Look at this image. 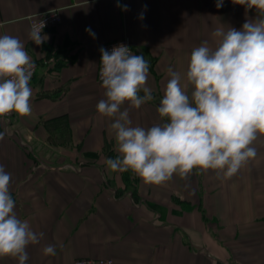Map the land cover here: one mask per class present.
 Wrapping results in <instances>:
<instances>
[{
	"label": "crops",
	"instance_id": "0c3cea01",
	"mask_svg": "<svg viewBox=\"0 0 264 264\" xmlns=\"http://www.w3.org/2000/svg\"><path fill=\"white\" fill-rule=\"evenodd\" d=\"M0 0V35L18 37L39 62L31 112L0 118V165L11 174L15 212L43 233L26 264H74L111 257L115 264H264V135L256 156L234 175L193 169L160 185L132 171L112 172L118 156L113 118L97 103L103 44L127 36L149 63L154 99L129 108L133 126L163 123L157 107L171 67L186 73L193 48L220 26L241 29L255 9L233 0ZM119 4V6H118ZM57 10L60 21L32 42L31 16ZM90 29L91 32L86 31ZM94 34V35H93ZM189 88V94L191 93ZM141 95L143 93L141 92ZM54 245L56 255H43ZM0 264L18 260L0 257Z\"/></svg>",
	"mask_w": 264,
	"mask_h": 264
},
{
	"label": "clouds",
	"instance_id": "9594fccd",
	"mask_svg": "<svg viewBox=\"0 0 264 264\" xmlns=\"http://www.w3.org/2000/svg\"><path fill=\"white\" fill-rule=\"evenodd\" d=\"M233 3L255 9L257 18L239 30L215 28L214 44L205 40L192 49L183 76L167 69L169 79L157 107L164 122L149 128L133 126L129 117V108L139 109L154 99L147 86L148 61L123 44L110 52L100 49L105 99L96 109L114 119L110 129L118 153L105 160L110 171L130 170L145 184L160 185L174 174L186 178L193 169L215 170L228 178L256 156L253 142L264 135V0ZM216 6L221 7L222 0ZM45 26L43 20L30 26L28 37L36 45L49 38L43 34ZM34 69L24 43L0 35V116L30 114ZM125 103L129 108L121 110ZM10 182L11 174L0 165V257L26 264L28 246L38 244L44 234L18 218ZM43 255L55 256V246L46 245Z\"/></svg>",
	"mask_w": 264,
	"mask_h": 264
},
{
	"label": "built area",
	"instance_id": "2783aa9c",
	"mask_svg": "<svg viewBox=\"0 0 264 264\" xmlns=\"http://www.w3.org/2000/svg\"><path fill=\"white\" fill-rule=\"evenodd\" d=\"M60 19L61 17L57 10H47V11H43V12H40L38 14L31 16L30 24L32 25L37 20H43L46 25L45 28L43 29L44 31L47 28H49L51 25L58 23ZM120 44L128 46L131 49V52L132 53L134 52L132 43L127 36H122V37H119L113 40H109L103 44L102 48L110 52L114 46H117ZM30 57L32 58V61L35 64V69L33 72V75H34V73L36 72L39 66V62L35 58H33L31 55ZM100 61H101V57H100ZM100 61H99L98 70H97V78L100 82H102L99 78V72L101 68ZM12 114L13 112L5 116H0V118H2L3 120H8L12 117ZM74 264H115V263H114V259L111 257H101V258L79 257L75 260Z\"/></svg>",
	"mask_w": 264,
	"mask_h": 264
}]
</instances>
